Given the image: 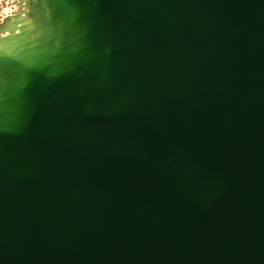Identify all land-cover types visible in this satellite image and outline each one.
Instances as JSON below:
<instances>
[{"label":"water","instance_id":"water-1","mask_svg":"<svg viewBox=\"0 0 264 264\" xmlns=\"http://www.w3.org/2000/svg\"><path fill=\"white\" fill-rule=\"evenodd\" d=\"M5 11L0 264H264V0Z\"/></svg>","mask_w":264,"mask_h":264},{"label":"flooded vegetation","instance_id":"flooded-vegetation-1","mask_svg":"<svg viewBox=\"0 0 264 264\" xmlns=\"http://www.w3.org/2000/svg\"><path fill=\"white\" fill-rule=\"evenodd\" d=\"M12 0H0V12L7 9ZM3 18H0V22Z\"/></svg>","mask_w":264,"mask_h":264},{"label":"rangeland","instance_id":"rangeland-1","mask_svg":"<svg viewBox=\"0 0 264 264\" xmlns=\"http://www.w3.org/2000/svg\"><path fill=\"white\" fill-rule=\"evenodd\" d=\"M12 8H13V7H12ZM12 8H11V9H12ZM4 11H5V10H4ZM5 12H6V11H5ZM2 14H3V11L0 12V18H3Z\"/></svg>","mask_w":264,"mask_h":264}]
</instances>
